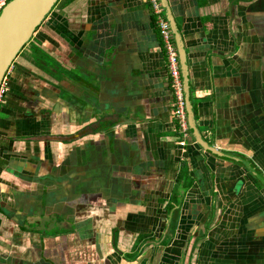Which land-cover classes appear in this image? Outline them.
Wrapping results in <instances>:
<instances>
[{
	"label": "crops",
	"instance_id": "obj_1",
	"mask_svg": "<svg viewBox=\"0 0 264 264\" xmlns=\"http://www.w3.org/2000/svg\"><path fill=\"white\" fill-rule=\"evenodd\" d=\"M167 2L202 139L264 177V0ZM106 23L124 43L101 74L90 39ZM172 103L143 0H59L13 61L0 104V257L264 264V186L191 138L178 146ZM100 159L103 178L78 196L70 181ZM48 228L59 230L41 241Z\"/></svg>",
	"mask_w": 264,
	"mask_h": 264
},
{
	"label": "water",
	"instance_id": "obj_2",
	"mask_svg": "<svg viewBox=\"0 0 264 264\" xmlns=\"http://www.w3.org/2000/svg\"><path fill=\"white\" fill-rule=\"evenodd\" d=\"M159 1L163 9L164 16L169 24L172 38L176 47L185 104V115L189 133L192 139L202 150L207 151L215 156L229 158L240 163L245 168H247L264 186V177L255 170L248 160L242 157L223 153L202 139L194 120L189 92L188 68L182 40L167 0ZM57 2L58 0H7L0 8V82L4 73L18 55L19 51L29 41L34 31L42 23L44 18ZM90 41L94 51V58L97 61L101 74H105L113 64L115 58V46L119 47L122 43H124L123 35L118 29L113 28L112 23H106L103 31H99V33H94L91 35ZM123 115H125V113ZM92 160H94V158ZM100 160H96L100 163V166L95 165V167L91 168L89 174L87 173L88 178L85 176H80L83 172L82 168H80L77 170L80 172L78 173V177L70 181L71 189L77 193L78 196L83 194V192L88 193L90 185L94 183V181H98L100 183L101 179L103 178L102 175H104V165L108 164L105 162V160ZM77 164H80L81 166L83 161L80 159ZM112 169L113 168H107L108 172L106 173L107 175L105 174V177L108 178L110 174H113ZM43 195L44 192L40 194V199ZM90 200L92 199L88 198L83 200L86 203V206L88 204V206L92 205ZM76 210H79V208L75 207L73 209L71 206L69 209H66L63 217L68 220L73 219L74 212Z\"/></svg>",
	"mask_w": 264,
	"mask_h": 264
},
{
	"label": "built area",
	"instance_id": "obj_3",
	"mask_svg": "<svg viewBox=\"0 0 264 264\" xmlns=\"http://www.w3.org/2000/svg\"><path fill=\"white\" fill-rule=\"evenodd\" d=\"M7 0H0V8ZM149 9V12L154 17L157 33L160 38V44L165 56V64L167 68L168 80L170 89L173 96L172 103V118L176 123L177 140L176 143L180 147H185L192 137L189 133L187 126V120L185 115V104L183 97L182 82L180 77L179 65L176 47L172 38L169 24L164 16L163 9L159 0H143ZM8 71V69H7ZM4 73L0 82V104L2 103V97L6 85V75ZM191 138V139H190Z\"/></svg>",
	"mask_w": 264,
	"mask_h": 264
},
{
	"label": "flooded vegetation",
	"instance_id": "obj_4",
	"mask_svg": "<svg viewBox=\"0 0 264 264\" xmlns=\"http://www.w3.org/2000/svg\"><path fill=\"white\" fill-rule=\"evenodd\" d=\"M58 1H59V0H58ZM57 3H58V2H57ZM57 3L54 5V7L57 5ZM54 7H53V8H54ZM53 8H52V9H53ZM52 9H51V10H52ZM51 10H50V11H51ZM49 13H50V12H49ZM49 13H48V14H49ZM48 14H47V15H48ZM46 17H47V16H46ZM46 17H45V18H46ZM45 18H44V20H45ZM44 20L42 21V23L44 22ZM42 23H41V24H42ZM41 24H40V25H41ZM40 25L38 26V28L40 27ZM38 28H37V29H38ZM37 29H36V30H37ZM36 30L34 31V33L36 32ZM34 33H33V35H34ZM33 35L31 36V38L29 39V41H28V42L22 47V49H23L27 44L30 43V41H31L32 38H33ZM22 49H21V50H22ZM21 50H20V51H21ZM20 51H19V52H20ZM18 54H19V53H18ZM17 56H18V55H17ZM17 56H16V57H17ZM16 57H15V58H16ZM14 60H15V59H14ZM14 60H13V61H14ZM48 62H49V61H48ZM12 63H13V62H12ZM12 63H11L10 66L8 67V71H7V75H6V84H7V80H8V76H9V73H10V69H11ZM45 64H48V63H45ZM53 68L56 70V67H55V66H53ZM70 73H71V72H70L69 70L64 69L62 72H60V75L63 77V79H64V81H65V80H67V79L71 76ZM67 81H68V80H67ZM48 224H49V223H48ZM48 227H50V225H49ZM55 230H59V229H53V230H52V228H51V229L48 228V230H46L45 233H43V232L40 233V234H41V236H40L41 241H42V238H43V237H46V235H51V234H52V235H55V234L57 233ZM60 233H61V232H60Z\"/></svg>",
	"mask_w": 264,
	"mask_h": 264
},
{
	"label": "rangeland",
	"instance_id": "obj_5",
	"mask_svg": "<svg viewBox=\"0 0 264 264\" xmlns=\"http://www.w3.org/2000/svg\"><path fill=\"white\" fill-rule=\"evenodd\" d=\"M11 261L10 260H4L3 257H0V263L2 264H9ZM11 264H14V263H11ZM17 264H20V263H17Z\"/></svg>",
	"mask_w": 264,
	"mask_h": 264
}]
</instances>
